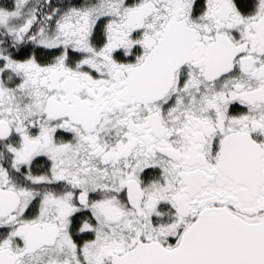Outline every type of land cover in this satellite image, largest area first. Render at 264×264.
Returning <instances> with one entry per match:
<instances>
[{
  "label": "snow or ice",
  "instance_id": "1",
  "mask_svg": "<svg viewBox=\"0 0 264 264\" xmlns=\"http://www.w3.org/2000/svg\"><path fill=\"white\" fill-rule=\"evenodd\" d=\"M0 264H264V0H0Z\"/></svg>",
  "mask_w": 264,
  "mask_h": 264
}]
</instances>
